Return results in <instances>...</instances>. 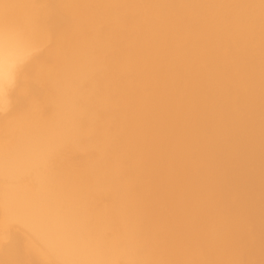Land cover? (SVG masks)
<instances>
[{
    "label": "bare ground",
    "instance_id": "bare-ground-1",
    "mask_svg": "<svg viewBox=\"0 0 264 264\" xmlns=\"http://www.w3.org/2000/svg\"><path fill=\"white\" fill-rule=\"evenodd\" d=\"M117 1L0 0V36L12 38L14 52L29 48L37 50L21 71L18 89L11 94V110L0 113V264H264V211H260L262 207L259 204L264 200L261 194L264 183L262 181L256 187L258 184L255 186L252 178L247 179L253 188L261 186L258 192L263 199L260 195L258 204L253 203L259 201L258 194L256 197L253 195L255 192L252 194L247 189L249 181L248 185L245 184L248 191H245L254 196V201L248 198L251 197L249 195L244 201L248 194L244 195L245 187L229 186L223 191V186L233 183L234 172L247 174V166L240 161V168L234 165L237 171H230L226 164H233L234 158L228 162L221 144L211 142L209 136L195 134V130L204 131L205 125L213 122L209 121L208 115H215H211L208 107L195 106L198 104L196 99L200 97L196 98L194 89L204 87L206 92L208 84L203 83V86V75L201 77L202 73L197 72L200 67L205 68L203 62L212 67L206 66L209 71L203 73L207 72V77H210L211 69L214 76L224 75V72L229 74L233 71L232 65L236 64L244 75L249 73L248 81L240 84L239 80L231 77L224 82L225 76L220 75L222 82L219 80L217 83L218 79H214L213 83L220 84L217 86L222 90L223 82L229 84V98L239 95L240 98L236 99L240 100L242 96L245 100L258 101L250 103L253 104L250 108V104L241 99L247 106H239L236 102V107L244 106L236 109L235 105L231 108L233 101L225 97L229 104L220 105L223 114L216 112L217 121L234 132L232 129L237 127L236 122L251 111L253 116L263 115L264 63L263 69L259 70L257 61L249 58L248 54L257 42L264 50V0H217L224 2V8L217 12L223 21L218 25H209L212 17L205 12L203 0H124L127 4L116 9ZM65 2L68 3L66 7H76L75 10L78 9L89 21H77L75 13L78 10L74 13L77 19L73 18L78 24L71 20L72 17L68 18L71 8H68L67 16V11L62 9L65 11L62 12L59 8ZM138 2L136 6L142 3V7L135 17L136 10L133 11L132 7ZM82 14L78 15L80 19ZM190 15H194L193 20L189 19ZM159 17L163 19L162 23L157 22ZM89 28L93 30V36L91 29L86 33H90L92 41L87 40L89 36L85 32L88 38L81 35ZM219 30L222 34L227 31L226 36H221ZM195 38L196 41L191 40ZM183 40L197 43L191 48L190 42L187 44L189 47H183ZM198 40H201L200 44ZM240 40L243 41L241 45L237 43ZM226 49L232 50L231 56L223 54ZM159 52L165 59L157 58L161 56H156ZM231 61L235 64L231 65ZM121 64L126 65L125 69L131 66L135 76L129 77L128 74V78L122 77L124 68L119 67ZM184 64H193L194 68L188 71L191 73L195 69V72L185 73ZM173 66L178 67L179 72L174 73L171 70ZM144 67L149 70L144 72ZM36 79L37 85L43 86L34 88L25 84ZM185 80L188 82H185L186 87L188 85L187 89L184 87L186 91H190L189 82L194 84L191 88L194 91L190 92L196 93H192L196 103L194 99H190L193 102L187 101L188 96L181 94L183 87L180 82L185 84ZM171 81L176 82L174 86ZM169 82L170 88L165 90L164 86ZM161 84L165 91L159 90L162 87L158 89ZM198 84L201 87H196ZM212 84L209 86L214 89L215 84ZM144 85L151 90L144 91ZM241 87H250V96L243 95ZM215 91L212 96L227 95L224 90L223 94L218 88ZM38 93L40 97L33 99ZM17 95L21 96L19 100L14 99ZM179 95L187 96L184 100L190 103L188 106L184 104L186 108ZM204 95L202 99L208 100L209 97ZM217 98H213L211 103ZM180 102L185 108L181 109L182 112L178 109ZM71 104L73 108H70ZM168 105L170 108L166 107ZM234 109L242 110L244 114L248 110L250 112L244 116L242 111L235 113ZM83 113L87 115L80 119ZM253 116L246 118V126L240 123L245 118L240 120L239 124L244 127L240 125L234 133L226 127L225 130L233 134L239 128L247 131V127L252 128L250 124L259 121L256 116L254 121H249ZM187 120L196 121L195 132L190 127L194 124L189 125L194 122ZM257 126L259 133L264 135V128ZM209 128H205L207 133L211 132ZM250 130V133L258 132ZM215 132H212L213 136L221 133L218 128ZM253 133L250 136L252 141L257 137L254 135L257 133ZM226 134L229 139L227 145L233 134ZM248 135L246 140L250 138ZM86 142L97 151H82ZM259 144L263 145L262 142ZM223 145V148L229 146ZM243 150L249 154V149ZM252 151L254 148L251 154ZM239 152L237 150V154ZM237 154L233 151L234 156ZM257 158L261 160L259 154ZM70 162L75 170L77 166L85 170L79 169L82 174H76L68 168V172L65 168L68 165L72 167ZM55 163L59 167L62 163L63 167L65 163L67 165L64 170H57ZM197 166H201L202 172L194 171ZM260 167L264 168V165ZM92 173L101 179L110 177L111 182H108L116 189L117 195L114 192L110 194L112 190L108 192V189H104L108 195L105 191L102 193L105 196L94 195L96 191L90 190V183L86 182L88 186L85 184L87 180H82ZM250 173L256 176L255 172ZM243 177L247 176L244 174ZM91 181L93 183V179ZM121 181H126L123 186L128 184L121 187ZM102 184L106 185V182ZM236 191L244 196L234 195ZM229 192H232L231 196ZM181 194H185L184 197ZM207 194L216 196L214 202L201 201ZM232 195L241 197L244 202L239 204L241 200L238 203V198L237 202L232 200ZM111 204H116L120 218L113 215ZM165 204L169 206L166 209L162 207ZM255 204L260 205L256 211L253 210ZM216 215L221 216V221L217 218L219 223Z\"/></svg>",
    "mask_w": 264,
    "mask_h": 264
},
{
    "label": "rangeland",
    "instance_id": "rangeland-1",
    "mask_svg": "<svg viewBox=\"0 0 264 264\" xmlns=\"http://www.w3.org/2000/svg\"><path fill=\"white\" fill-rule=\"evenodd\" d=\"M118 1H119V2H118ZM118 1L115 2L116 6H115V4L113 5V6H115L114 8H116V7L121 8V5L124 6L125 4H127V2L125 3L126 0H125V1H124V0H118ZM120 2H122L123 4H120ZM117 3H119V4H117ZM124 3H125V4H124ZM140 3H141V2H140ZM223 3H224V2H218L217 0H203V8H204L205 12H206V13H209V14L211 15V17H212V18H211L212 21H209V25H210V24H211V25H212V24H213V25H218L219 23H222V22H223V21H221V18L217 16V12L219 11V9H220V8H221V9L224 8ZM63 4H65V6H62ZM63 4L60 5L61 7H59V8H60V10H61L62 12H65V11L62 10V9H65V10L67 11V12H66V16H67V13L70 11V9H68L69 7L71 8V11H74V12H72V13H71V11H70V15H71V16H67L68 18H71V17H72L71 20L74 21L75 19H73V18H76V19H77V17H78L77 21H78V20H79V21H82L83 19H84L85 21H86V20L89 21V20L86 18V16H84L82 13H80V11H79L78 9H77V10H78L79 12H78L77 10H75L76 7H72V6H70V5H68V7H66L67 4H68L67 2H65V3H63ZM136 4L138 5L139 2H138V3H135V5H134L135 8L138 7V6H136ZM118 5H119V6H118ZM140 6L142 7V3H141V5H139V7H140ZM63 7H65V8H63ZM134 7H132V8H133V11L136 10V11L134 12V15H135V17H136L137 14H135V13H139V14H140V9H139V7H138V8H137V9L139 10V11H138V10L135 9ZM73 8H74V9H73ZM119 8H116V9H119ZM75 11H77V12L75 13ZM74 13H75V15H77V17L74 15ZM81 14H82L81 17H83V18L80 19V16H78V15H81ZM68 15H69V13H68ZM73 15H74V16H73ZM137 16H138V15H137ZM84 17H85V18H84ZM189 19H190V20H193V19H194V15H190V16H189ZM84 20H83V21H84ZM75 21H76V20H75ZM77 21H76V22H77ZM161 21L163 22V19H162L161 17H159V19H157V22H158V23H162ZM77 24H78V22H77ZM90 29H91V28H89V31H88V29H87V30L85 29V30L82 32L83 34L81 33V35L84 36V37H86V38H88L87 35L89 36L90 33L87 34L86 32H90V31L92 30V29H91V30H90ZM221 30H222V29H221ZM219 31H220V30H219ZM222 31H223V30H222ZM222 31H220L219 33H220L221 36H224V37H225L226 34H227V31H224L223 34H222ZM84 32H85L87 35H86ZM259 33L261 34V31H260V32H257L258 35H260ZM92 34H93V30L91 31V35H92ZM85 35H86V36H85ZM92 36H93V35H92ZM89 38H90V39H89ZM89 38H88L87 40L92 41V40H91V36H89ZM191 40H192V41H193V40L196 41V38H195V39H191ZM191 40H189L190 45H189V42H188L187 40H186V41L183 40L182 43L185 42V44L183 43L184 45L182 44V46H183V47H184V46H187V47L190 46L189 48H191L194 44H195L194 46H196V43H197V42H194V44H192V41H191ZM198 41H199V40H198ZM241 41H242V40L237 41V43H239V44L241 45L242 42H243V41H242V42H241ZM73 42H74V39H73ZM200 43H201V40L199 41L198 44H200ZM187 44H188L189 46H188ZM256 44H257V45L259 44V45L257 46ZM194 46H193V47H194ZM256 46H257V47H256ZM146 47L149 48V44H147ZM187 47H185V48H187ZM260 47H261V43H259V42L253 44V45H252V48L250 49V53H249L250 55L248 54V56H249V58L256 60L257 63H258V66H257L258 69L260 68L259 70H262V69H263V68H262V67H263V63H264V50H262V47H261V48H260ZM257 48H258V49H257ZM161 52H162V51H161ZM161 52H159L156 56H158V55L160 56V55H161ZM252 52H253V53H252ZM162 53H163V52H162ZM231 53H232V50L230 51V49H228V50L226 49V51H224L223 54H224L225 56H228V55L230 54L229 56H231ZM255 53H256V56H257V57L254 55ZM258 53H259V54H258ZM163 54H165V52H164ZM163 54L161 55L163 58H161V56H160V57H157V58H158L159 60H160V59H161V60L165 59V57L163 56ZM167 54H168V53H167ZM167 54H166L165 56H168ZM202 54H204V53H202ZM206 54H207V53H205L204 55H206ZM251 55H252V56H251ZM207 56H208V54H207ZM259 57H260V59H259ZM204 58H206V56H204ZM204 58H203V59H204ZM259 62H261V64H260ZM185 64H187V63H185ZM185 64H184L183 66H185ZM202 64H203V65H206L207 68L209 67V69L212 68L211 66H208L209 64L206 63V62H203ZM232 64H235V62H234V61H231V65H232ZM190 65L192 66L193 64H190ZM190 65H186L185 67L182 66V67L184 68V70H183V69H182V70H183L185 73H186V72L189 73V71H190L189 69H190V68H192V69L194 68V67H193L194 65H193L192 67H191ZM203 65H202V66H203ZM260 65H261V66H260ZM120 66H121V68H124V66H126V65L121 64V65H119V67H120ZM122 66H123V67H122ZM206 66H205V68H206ZM127 67H128V69H127ZM127 67H126V69L124 68L123 71L121 70V73L123 72V73L121 74V76H122V75H123V76L125 75L126 78H128V74H129V77H131V75H132V76L134 75V74H133L134 72H132V71H134V70H132V67L130 66V69H129V66H127ZM199 67H200V66H199ZM232 67L234 68V69L232 68V70H233L234 72L231 71L229 74H228L227 72H224V75H223L222 73L220 74V75H222V76H225V77H223V81H224V82H225V81H229V79H231V77H234L237 81L239 80V83H240V84H241V82H243V81H245V82L248 81L247 79L249 78V73H248V75H247V74L244 75V73H242V72L239 70V68L236 66V64H235V65H232ZM121 68H119V69H121ZM173 68H175V69H173ZM203 68H204V67H202V68L200 67L199 69L202 70ZM205 68H204V70H202V72H199V71H200L199 69H198L199 71H197V72H198L199 74L202 73V74H200L201 77H202V75H203V79H204L205 81L203 80L202 84H203V83H206V85L208 84V86H206V90H205L207 93H206V92L204 93V87H203V89L200 88L199 90L196 89V88H194V89H195V92H196L197 94L194 93V92H190L191 90L194 91L193 89H191V88L193 87L194 84L192 85L191 82H189L191 88H190V91H188L189 89H188L187 91H188V93L190 92L191 94H192V93L196 94V95H197L196 98L200 97V98L196 99V100H198V102H197V101L195 100V95H194V98H193V94H192V95L190 94V96L192 97V98H191V97L189 96V94L187 93L186 89H187L188 85H187V87H186V83H185V82H187V81L185 80V81H184L185 84H183L182 82H180V83L182 84V87H183V88H181V92H182L181 94H186V95L188 96V99H189V100L187 99V101H191V100L194 99V100H195V103H196V102L198 103V104H195V106L198 105V106L200 107V104H201V107H202V106H203L204 108L208 107V109H211V110H209V112L211 113V115H213V116L215 115V116L217 117L216 112H217V113L220 112L221 115L223 114V112L221 113V111H223V109H222V107H221L220 105H224V104H225V105H228V104H229V103L227 102L226 98H227V99L229 98V97H228V94L230 93L231 86H229V84H226V83L223 82V86H224V88L227 89V90H226V89H224V88L222 87L223 90H224V91H223V90L221 89L220 86H219L220 88L217 86V85H220V84H217V83L219 82V80L222 82L221 76H220L219 74H216V76H214L215 73L213 72V69H211V70H210V73H208V75H210L211 79H212V78H213V79H212V81H211V79H210V81H209V78H210V77H209V76H208V77L206 76V75H207V74H206L207 72L203 73L204 71H207V70L209 71V69H207V68L205 69ZM235 68L237 69V70H236L237 72L235 71ZM146 69H147V70H146ZM124 70H127V71L124 72ZM148 70H149L148 67H144V72H147ZM171 70H173L174 73H176V72H179L180 69H179L178 67H174V66H173V67H171ZM177 70H178V71H177ZM186 70H187V71H186ZM188 70H189V71H188ZM194 70H195V69H194ZM194 70L191 71V73H189V74H193L192 72H195ZM142 71H143V70H142ZM173 71H172V73H173ZM175 71H176V72H175ZM212 72H213V73H212ZM124 73H125V74H124ZM188 73H187V74H188ZM211 73L213 74V75H212L213 77L211 76ZM178 74H179V73H178ZM235 74H236V75H235ZM126 75H127V76H126ZM246 75H247V76H246ZM43 76H44V75H43ZM123 76H122V77H123ZM134 76H135V75H134ZM227 76H228V78H226ZM238 76H239V77H238ZM243 76H245V77L242 78ZM50 77H51V76H50ZM125 77H124V78H125ZM215 77H216V78H215ZM217 77H219V78H217ZM240 77H241L242 79H241ZM37 78H38V77H37ZM75 78H76V77H75ZM206 78H207V79H206ZM224 78H225V79H224ZM239 78H240V79H239ZM184 79H185V78H183L182 80H184ZM214 79H215V80L218 79V80H217V83H216V82L213 83V82L215 81ZM243 79H244V80H243ZM75 80H76V79H75ZM182 80H181V81H182ZM240 80H242V81H240ZM208 81H209L210 83H209ZM25 82H26V81H25ZM28 82H29V81H28ZM245 82H244V83H245ZM37 83H38V81H37V79H36V80L33 81V83H25V84H27V85H32V87H34V88H40L39 86H43V84L41 85V84L39 83V84L37 85ZM173 83H176V82H173ZM173 83H172V81H171V84L174 86ZM187 83H188V82H187ZM212 83H213V84H212ZM167 84H168V83H166V84H164V85H167ZM200 84H201V83H200ZM200 84H198V86L196 85V87H198V88L201 87ZM209 84H212V86L215 84V85L213 86V87H215V88H214V89L211 88V86H209ZM225 84H226L227 87H229V88H227ZM145 85H146V84H145ZM145 85H144V91L149 92L148 90H151L150 88L152 87V85H148V84H147L150 88H149L148 86L146 87ZM162 85H163V84H161L160 87L158 86V89L162 87L161 89H159V90H161V91L164 90V89H163L164 87H166L165 90H167L168 88H170V82H169V84H168L167 86H164V87H163ZM172 85H171V86H172ZM175 85H176V84H175ZM173 86H172V87H173ZM203 86H204V84H203ZM167 87H168V88H167ZM184 87H185L186 89H185ZM194 87H195V86H194ZM207 87H208V88H207ZM244 87H245V86H244ZM244 87H241V93H242L243 95L250 96V93H248V92L250 91L251 88H250V87H248V88L246 87V89H244ZM41 88H43V87H41ZM152 88H153V87H152ZM210 88H211V89H210ZM216 88L220 89L221 92H222V91H223V92H226V94H227L228 92H229V93H228L227 95H224L223 92H222L223 95L220 94V95L212 96V95H215L216 91H218V90L215 91ZM31 89H32V88H31ZM182 89H183V90H182ZM212 89H213V90H212ZM165 90H164V91H165ZM168 90H169V89H168ZM202 90H203V93H201ZM244 90H245V92L243 93ZM183 91H185L186 93H185V92L183 93ZM197 91H199V92H197ZM200 91H201V92H200ZM212 91H213V92L215 91V92L213 93ZM227 91H228V92H227ZM221 92H220V93H221ZM246 92H247V93H246ZM251 92H252V89H251ZM199 93H200V94H199ZM212 93H213V94H212ZM217 93H218V92H217ZM245 93H246V94H245ZM204 94H205V95H204ZM208 94H209V95H208ZM210 94H211V96H210ZM218 94H219V93H218ZM186 95H185V98L181 97V96H183V95H181V96L179 95V96H180L179 98H180V101H181V102H182V101H185L184 99H186V97H187ZM199 95H201V96H199ZM202 95H204V96H206V97H209V98H208L209 101L206 100L205 97H203V98L205 99V102H204V99H202ZM221 96H222V98H221ZM223 96H224V98H223ZM236 96H237V97H236ZM20 97H21L20 95H17L16 97H14V99H15V100H16V99L19 100ZM37 97H40V94H39V93H38L37 95H35L33 99H36ZM210 97H213V98L220 97L222 100L219 99V98H217V99H219V101L216 102V100H217V99H216V100L213 102V103H214V104H213V103H211V102H212L211 100H214V99H213V98L211 99ZM225 97H226V98H225ZM234 97H235V98H234ZM182 98H183V99H182ZM236 98H240V96H239V95H235V96H233L232 98H231V97L229 98L230 101H231V100L233 101L232 104L230 103V104H231V108H233L232 106H234V105H235V107H236V102H237L238 105L240 106L241 104H242V105H246L245 102H247V105H249L250 103H255V102L258 101V99H254V100H253V99H251V100H245V99H243L242 96H241V99H242L243 101H245V102L242 103L241 99L239 100V99H236ZM190 99H191V100H190ZM200 99L203 100V103L200 101ZM235 99H236V100H235ZM194 100H193V101H194ZM256 100H257V101H256ZM187 101H185L186 103L183 102L182 105L184 106V104H185L186 106H188L187 103H190V102H187ZM193 101H191V102H193ZM207 101H208V103H207ZM220 101L222 102V104H221ZM230 101H229V102H230ZM239 101H241V102H239ZM181 102H180V105H179V108H178V109H180L179 112H182V110L186 108V106H184L185 108H183V106H181ZM199 102H201V103H199ZM234 102H235V103H234ZM12 103H13V102H12ZM70 103H73V102H70ZM70 103H69V104H70ZM206 103H207L208 105H206ZM219 103H220V104H219ZM226 103H227V104H226ZM239 103H240V104H239ZM209 104H210V105H209ZM218 104H219V105H218ZM72 105H73V104H71V106H72ZM215 105H216L217 107H216ZM247 105H246V106H247ZM73 106H74V105H73ZM73 106L70 107V108H73ZM143 106H144V105H143ZM180 106H181V108H180ZM209 106H212V107H209ZM239 106H237L236 109H238V108L241 109L242 107L244 108V106H242L241 108H240ZM252 106H253V104H250V108H252ZM144 107H146V105H145ZM166 107H167V108H170L169 105L166 106ZM218 107H219V109H218ZM235 107H234V108H235ZM248 107H249V106H248ZM182 108H183V109H182ZM213 108H214V111H213ZM224 108H225V107H224ZM245 108H247V107H245ZM181 109H182V110H181ZM215 109H216V110H215ZM220 109H221V110H220ZM236 109H234V110H236ZM247 109H248V108H247ZM218 110H219V111H218ZM234 110H233V112H234ZM243 110H246V109H243ZM240 111H242V110H240ZM240 111H239V110H238V111L236 110L235 113H236V112L239 113ZM246 111H247V110H246ZM248 111H249V110H248ZM248 111H247V113H248ZM209 112H207V113H209ZM242 112H243V115L246 116L247 113L245 112V114H244V111H242ZM249 112H250V111H249ZM251 112H252V111H251ZM251 112H250V114H249L247 117H242L243 115L241 116L242 118H241L240 120H243V118H245V119H244V120H245L244 122H246V123H244V122L242 121V122H240L241 124H245V126H246V124H248V122H247V121H248V120H247L248 117L253 116V115H252L253 113H251ZM210 113H209V114H210ZM214 113H215V114H214ZM240 113H241V112H240ZM261 114H263V115L257 114L258 116H257V115H255V116H256V118H257V117L259 118V121H260V119L262 118V119H261V122H262V121H264V119H263V118H264V111H263V113L261 112ZM80 115H81L82 117L80 116L79 118H80V119H81V118L83 119V116L85 117V115H87V113H86V114L83 113V114H80ZM207 115H208V114H207ZM250 115H251V116H250ZM78 116H79V115H78ZM215 116H214V117L209 116V115L207 116V117L209 118V121H210V122H211V120L213 121V122L210 123V125H209V122H208V124L205 125V128H206V129L209 128V127H212V128H213V129L211 128L212 130L209 128V129H210L209 132L211 131L210 133H207L206 131H208V130H206L205 128L203 129V127H202L201 129H203L204 131H202V130L200 131L199 128L197 129V125H196V123H195L196 121L191 120V121L194 122V123L189 124V123H191V121H190V120H187L189 123H186V124H187V125H188V124H189V125H193V124L196 125V126L193 125L194 127H193V126H190V127L193 129V131H194V129H197V130H195L196 132L194 131L196 135H202V134H203V137H205L204 135H206V137L209 136L208 138H210V141H211V142L213 141V143H216V144H219V145L221 144L220 147L223 149L224 155H226L227 158H229V159H228V160H229V161H228L229 163H230L231 161H233L232 158H234V162H233V164L230 163L228 166H227V164H226V168L228 167L227 169H229L230 171H232V169H234L233 171H237V170H236L237 167H235V166H238V168H240V164H241V162H243V163L245 164V167L247 166V167H246V171H247V174H248V175L246 174V172H244V173H241V172L239 173V171L234 172L235 174H234V176H232V180H233V181L231 180V182H233V183H231L230 185H225V186H223L222 189H223V188H226V189H227L229 186L232 187V186H235V185H236V187H241V188L245 187V189L243 188V189H244V191H243V192H244V195H245V193H248V192L245 191V190L248 189V190H250V192H251L252 194L255 192V193L253 194L254 196H256V195L258 194V195H257L258 197H257V196H256V197L259 198V199H258L259 201L255 200V199H252V198H254V196H252L251 194L249 195L250 192L244 196L243 194H241L242 192L240 193V192H237V191H236V192H234V193H235L234 195H239V194H241V195H243V196L245 197V198H244V197L242 196V197L244 198V201H245L246 199H248V198H251L252 201L255 200V202H253V203H257V204H258L259 202H261V199H260V198L262 197V195H264V194L262 193V192H264V191L261 192V194H262V195H261L260 192H258L261 186H260L259 188H255V187L253 188L254 185H252L251 183L254 181L255 186H256V184H258L256 187H258L259 185H261V184H262V183H261L262 181H263V183H264V168L260 167V166L264 165V161H261V160H263V158H264V156H263L264 147L262 148V146L264 145V142H263L264 139H263L262 137H264V135H261V133H259V132H260L259 129H257V127H258L257 125H260V127H263V128H264V126H263L264 123L262 122V124H263V125H262L261 122H259L258 120H255V118H254L255 116H253L252 118H249V121H250V119H251V121H252V119H253V121L255 120L256 122H259V123H256V122L254 121V122H255V123L253 122L254 124H253L252 122H250V123H252V124H250L251 127H252V128L254 127V128H253L254 130H255V129L258 130V132H257L256 130H255L256 132H254V133H257V134H254L253 132H251V133H253L254 135H257V137L255 136V137H253V138H254V139H255V138L257 139L259 136L261 137V138L259 137V138L257 139L258 141H256L257 143L255 144V140H256V139H255V140L253 139L254 141H252V138H251V137H252L253 135L251 136V133L248 131V130H250V129H251L250 131H252V130H253L252 128L247 127V131L249 132V135H248L247 131H244V130L241 129L242 127H244V125L242 126L241 124H239V121H240V120H239V121H237L239 125H238L237 122H236L237 127L235 126V128L232 129V130H234V132H235V130H238L237 128L241 125V128H239V131H240V129H241V131H240L241 133L239 134V131H238V132L236 131L237 133L233 134L234 132L231 131L230 127L228 128L226 124H224V123L222 124V123H220L219 121H217V118H216ZM210 117H212L213 119L210 118ZM246 118H247V119H246ZM186 119H187V118H186ZM210 119H211V120H210ZM214 119H216L215 122H214ZM218 120H219V119H218ZM216 121H217V123H216ZM212 123H216L217 125H216V124L213 125ZM220 124H221V125H220ZM189 125H188V126H189ZM207 125H208V126H207ZM211 125H213V126L216 127V128H214V127L211 126ZM250 125H248V126H250ZM225 127L228 128V130L231 131V132H233V133L229 132L228 130H225V129H226ZM255 127H256V128H255ZM217 128H218V131H221V133H218L217 135H218V136H219V135H222V136H221L222 139H221L220 137H218V136H215V135L213 136L214 133L216 134L215 131H217ZM248 128H249V129H248ZM263 128H262V130H263ZM215 129H216V130H215ZM243 129H245V128H243ZM224 130H225V131H224ZM245 130H246V129H245ZM254 130H253V131H254ZM260 130H261V129H260ZM262 130H261V131H262ZM226 131H228L227 134H226ZM263 131H264V130H263ZM263 131H262V132H263ZM212 132H214V133H212ZM224 132H225V133H224ZM242 132H243V133H242ZM200 133H201V134H200ZM229 133H230V134H233V136L230 135V139H231L230 142L228 141V142H229V143H228L229 146H232L231 148H233L232 150L229 149V148H230L229 146H228L227 148H225V146H224V145H226L227 140H229V139L227 138V136H225V134L228 135ZM209 134H211V135H209ZM236 134H237V135L239 134V135H238V138H234V135H235V137H237ZM243 134H245L246 136L243 135ZM259 134H260V135H259ZM262 134H264V132H263ZM242 135H243L244 137H243ZM247 135H248L249 137L251 136V137H250L251 139L248 138L249 140H246V139H247V138H246ZM258 135H259V136H258ZM240 136H241L242 138H244V139L246 140V142H250V143H251V141H252L251 146H250V143L245 144V143H246V142H244L245 140L243 139V140H244V141H243V140L241 139ZM212 137H213V138H214V137L216 138V139L214 138L215 141H214L213 139H211ZM217 137H218V138H217ZM228 137H229V136H228ZM239 137H240V139H239ZM208 138H207V139H208ZM219 138H220V139H219ZM223 139H224V140H223ZM236 139L239 140V141H236ZM259 139H261L262 141H260ZM208 140H209V139H208ZM232 140H234V141L232 142ZM250 140H251V141H250ZM222 141H223L224 143H222ZM235 141H236V142H235ZM87 142H88V139H87ZM87 142H86V147L83 148V149H81L82 151H83L84 149H85L84 152H85L86 150H88V152H90V153L94 152V150L97 151L96 147H93V148H92V146H89L90 143L87 144ZM217 142H218V143H217ZM259 142H260V143L262 142L263 145H262V144H259ZM231 143H232V144H231ZM253 143H254L255 145L258 144V145H262V146L255 147V145H254ZM222 144H224V145H223L224 148L222 147ZM228 144H227V145H228ZM238 144H240V145H238ZM241 144H242V145H241ZM90 145H91V144H90ZM227 145H226V146H227ZM236 145H237V148H238V149L235 147ZM246 145H248V146H246ZM239 146H240V147H239ZM243 146H244V148H243ZM260 147L263 149L261 152H260V150H261ZM89 148H90V149H89ZM234 148H236V149H234ZM242 148H243V149H245V148H246V149H249V150H250V151H249V154H248L247 151L243 150ZM250 148H251V149H250ZM253 148H254V152H256V153H254V152L252 151V154H251L250 152H251V150H252ZM259 148H260V150H259ZM227 149H228V150H227ZM256 149H258L259 152H260L261 154H260ZM81 150L79 151L80 154H81V152H82ZM235 150H236V151H235ZM237 150H238V152L240 151V152H239V153H240V156H238V157H239V158L241 157V160L238 159V157H237V155H239V153L237 154ZM225 151H227V152H225ZM229 151H232V152H229ZM233 151H234V153L236 152V154H237L236 156H234L235 154L233 155ZM244 151L246 152V155L244 154V153H245ZM84 152H83V153H84ZM243 152H244V153H243ZM83 153H82V154H83ZM225 153H228V154H225ZM229 153H230V154H229ZM231 154H232L233 156H232ZM258 154H259V159H261V160H257V159H258V158H257V157H258ZM64 155H65V154H64ZM66 155H67V154H66ZM228 155H231V156L228 157ZM252 155H253V156H252ZM251 156H252V157H251ZM254 156H257V157H254ZM230 157H231V158H230ZM235 157H236V158H235ZM242 157H243V158H242ZM247 157H249V158L251 157V158L248 159ZM262 157H263V158H262ZM246 158H247V159H246ZM254 158H255V159H254ZM231 159H232V160H231ZM242 159H243V160H242ZM244 159H245V162H244ZM68 160H69V158H68ZM246 160H248V161H246ZM235 161H236V162H235ZM240 161H241V162H240ZM259 161H260V162H259ZM238 162H240V163H238ZM247 162H249V163H251V164L248 165ZM256 162H258L259 164H262V165H259V164L256 163ZM262 162H263V163H262ZM56 163H58V162L56 161ZM56 163H55V167L57 166ZM60 163H61V162H60ZM60 163H59L58 165H60ZM66 163H67V162H66ZM66 163H65L64 167H63V163H62V166L60 165L61 167H63V169H62L61 167L57 166V167H58L57 170H59V169H60V170H64L65 166H66L67 164H69V163H67V164H66ZM70 165H72V167H74V169L72 170V167H69V165H68V167L66 166V168H65V169L71 168V170L68 169V172L72 171V173L74 172V173L78 174V172H79L80 174H82V172H80V171L82 170V168H81L80 166H77V167H76V170H75V166L73 165V163L70 162ZM234 165H235V166H234ZM248 166H250V167H248ZM257 166H259V167H257ZM55 167H54V168H55ZM87 167H88V166H87ZM87 167H86V168H87ZM195 167H196V166H195ZM195 167H194V168H195ZM199 167L201 168V166H197V168L194 169V171H195L196 173H200V172H202V169H199ZM234 167H235V168H234ZM88 168H90V166H89ZM249 168H250V169H249ZM79 169H81V170H79ZM92 169H93V167H91L90 170H92ZM69 170H70V171H69ZM77 170H78V171H77ZM83 170H85V168H84ZM83 170H82V171H83ZM88 170H89V169H88ZM90 170H89V171H90ZM238 170H239V169H238ZM248 170H249V171H248ZM86 171H87V169H86ZM92 171H93V170H92ZM92 171H91V172H92ZM120 171H122V170L120 169ZM120 171H119V172H120ZM233 171H232V172H233ZM119 172H118V173H119ZM250 172H255V175H256L257 177H256V176H254V177H256L255 180H256L257 182H255V180H254V177H253V174H254V173H250ZM256 172H257V173H256ZM123 173H124V171H123ZM237 173H239V175H238ZM259 173H260V174H259ZM120 174H121V172H120ZM244 174H245V176H247V177H243ZM249 174L252 175V176H250ZM94 175H95V176H94ZM80 176H82V175H80ZM91 176H93V177L91 178ZM96 176H97V177H96ZM248 176H250V177H248ZM259 176L261 177L262 180H260V177H259ZM116 177H117V175H115V178H116ZM96 178H98L99 181H97ZM109 178H110V177H107L108 180H109ZM111 178H113V177H111ZM122 178H124V176H123ZM239 178H240V179H239ZM241 178H242V179H241ZM243 178H246V179H243ZM250 178L253 179L252 182L249 181V180H251ZM83 179H85V180H87V181H85V180H83ZM91 179H93V183H94V184L92 183ZM94 179L96 180V182H94ZM100 179H101V178H99L98 175H97L96 173H92V175H89V177H87V178H82V180L85 181V184L90 183V188H91V189H90V188H89V189H90L91 191L94 189L93 191H96V193H95V194L93 193V194H94V195L97 194L96 196H98V194H99V197H100V196H105V194L108 195L109 193H106V192H107V191L110 192V190H112L110 194H112V192L115 193V190H116V189H114V187H112V184H111V183L109 184L108 180H106V179H101V180L103 181V182H101ZM247 179H249V180H247ZM258 179H259V180H258ZM236 180H238L237 183H236ZM242 180H243V181H242ZM245 180H247V181H245ZM83 181H82V182H83ZM104 181L106 182V185L104 184L105 186L102 184V183H105ZM109 181H110V180H109ZM239 181H240V182H239ZM248 181L250 182V183H249V184H250L249 187L252 186V188H249V187L247 186V185H248ZM259 181H260V184H259ZM86 182H87V183H86ZM110 182H111V181H110ZM124 182H126V181H121V182H119V184L121 183V184H120L121 187L124 185V184H122V183H124ZM246 182H247V183H246ZM83 183H84V182H83ZM91 183H92V185H94L93 187H91V186H92ZM95 183H96V184H95ZM234 183H235V184H234ZM101 184H102V185H101ZM119 184H118V185H119ZM127 184H128V183H127ZM127 184L125 183V186H126ZM245 184H247V185H245ZM87 185L89 186V184H87ZM97 185H98V186H97ZM108 185H109V186H108ZM243 185H245V186H243ZM96 186H97V188L100 186V188L97 189ZM101 186H104V187H101ZM125 186H123V187H125ZM246 186H247L248 188H247ZM94 187H95L96 189H95ZM106 187H107V188H106ZM84 188H85V187H84ZM86 188L88 189V187H86ZM246 188H247V189H246ZM87 189H86V190H87ZM89 189H88V191L90 192ZM100 189H101V190H100ZM102 189H103V192H102ZM104 189H105V190L108 189V190L105 191ZM113 189H114V191H113ZM243 189H242V190H243ZM253 189H254V190L258 189V190H257V191H252ZM261 189L264 190V184H263V186H262ZM261 189H260V191H261ZM86 190H84V191H85V193L87 194ZM224 190H225V189H223V191H224ZM248 190H247V191H248ZM93 191H92V192H93ZM104 191H105V194H102V193H104ZM225 191H226V190H225ZM64 192H65V191H64ZM89 192H88V194H90V193L92 194V192H90V193H89ZM98 192H99V193H98ZM256 192H257V193H256ZM83 193H84V192H83ZM85 193H84V194H85ZM114 193H113V194H114ZM116 193H117V191H116ZM116 193H115V194H116ZM88 194H87V195H88ZM100 194H101V195H100ZM231 194H232V192H229V196H231ZM116 195H117V194H116ZM184 195H185V194H184ZM184 195L181 194V197H184ZM234 195H232V196H234ZM241 195H239V196H241ZM247 195H249V196H251V197H248ZM260 195H261V197H260ZM247 197H248V198H247ZM263 197H264V196H263ZM263 197H262V199H263ZM237 198H238V200H239V201H238V203H239L240 200H241V199H240L241 197H240V198L237 197V196L231 197V199L234 200V201H236V202H237ZM215 199H216V196H215L214 194H207L206 196H205V195L203 196V198H202L201 201H202L203 203H204V202H205V203H212V202H214ZM231 199H230V197H229V201H230ZM208 200H209V201H208ZM211 200H213V201H211ZM232 200H231V202H232ZM242 200H243V199H242ZM242 200H241V202H240L239 204H241L242 202H244V201H242ZM210 201H211V202H210ZM234 201H233V205H235V203H236V202H234ZM262 201H263V203H259V204L261 205L262 209H264V208H263L264 205H262V204H264V200H262ZM231 202H230V203H231ZM112 203H113V202H112ZM238 203H237L236 205H238ZM257 204L253 205V208L255 207V209H253V210H255V211L257 210V208H256L257 206L260 207V205H257ZM111 205H112L111 211H113V212H112L113 215H115V216L117 215L116 218H120L119 212H118V210L115 208V207H116V204H115V205H114V204H111ZM113 205H114V206H113ZM231 205H232V203H231ZM164 206H165V207H164ZM164 206H162L164 209H166V208L169 207L167 204H165ZM262 209H260V211H264V210H262ZM115 210H116V211H115ZM258 210H259V208H258ZM114 212H116V213H114ZM217 218L220 219L221 216L216 215V222H217V220H219V219H217ZM214 219H215V218H214ZM219 221H221V219H220ZM214 222H215V220H214ZM216 222H215V223H216ZM217 223H219V222H217ZM248 228H249L248 231L251 232L252 229L250 230V227H248ZM253 229H254V228H253ZM253 231H254V230H253ZM253 231H252V232H253Z\"/></svg>",
    "mask_w": 264,
    "mask_h": 264
},
{
    "label": "clouds",
    "instance_id": "clouds-1",
    "mask_svg": "<svg viewBox=\"0 0 264 264\" xmlns=\"http://www.w3.org/2000/svg\"><path fill=\"white\" fill-rule=\"evenodd\" d=\"M36 51L14 52L12 38L0 36V113L11 110V94L18 89L21 71Z\"/></svg>",
    "mask_w": 264,
    "mask_h": 264
}]
</instances>
